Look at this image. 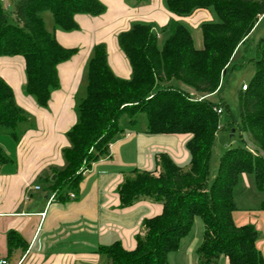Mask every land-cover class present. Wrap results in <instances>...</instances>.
I'll use <instances>...</instances> for the list:
<instances>
[{
    "label": "trees",
    "instance_id": "1",
    "mask_svg": "<svg viewBox=\"0 0 264 264\" xmlns=\"http://www.w3.org/2000/svg\"><path fill=\"white\" fill-rule=\"evenodd\" d=\"M143 5L145 0H135ZM178 18L209 11L215 20L201 24L203 47L194 46L183 21L172 19L160 32L153 24L135 23L118 35V45L132 75L114 74L106 46L96 45L86 66L85 97L76 106L77 122L68 131L71 146L64 150L66 166L46 180V190L58 200L77 198L84 173L109 156L110 146L128 132L150 135H188V168L167 153L156 155L157 169L134 168L118 188L120 208L150 200L163 206L160 215L145 219L136 248L124 249L117 241L98 253L111 264H168L196 218L204 225L196 250L198 264H264L260 232L252 224H237L235 190L243 176L254 179L264 195V38L251 45L264 0H164ZM50 12L55 26L65 32L79 29L75 17H98L106 12L99 0H19L9 15L0 2V58L21 57L25 64L24 90L37 105L47 108L60 89L58 67L77 54L62 47L43 19ZM240 51L241 57L232 61ZM252 62L254 75L239 93L238 119L223 100L215 101L230 69ZM225 73V74H224ZM176 81L178 84L173 85ZM218 110H221L218 113ZM222 126L238 131L244 146L229 148L210 182L209 162L220 115ZM32 126V116L16 102L11 86L0 78V136L19 141L21 129ZM14 164L0 146V168ZM75 198V199H76ZM264 212V199L258 206ZM9 255L27 242L15 233L8 238Z\"/></svg>",
    "mask_w": 264,
    "mask_h": 264
},
{
    "label": "crops",
    "instance_id": "2",
    "mask_svg": "<svg viewBox=\"0 0 264 264\" xmlns=\"http://www.w3.org/2000/svg\"><path fill=\"white\" fill-rule=\"evenodd\" d=\"M99 1L106 7L103 15H77L79 29L75 31L57 27L58 43L78 52L58 67L60 89L52 94L47 108L39 107L24 91V60L0 58V78L11 86L18 105L32 116V126L21 129L19 141L0 137V146L14 160V164L0 168V261L6 260L7 264H111L98 253L100 247L119 241L124 249L134 250L143 221L163 211L161 204L150 200L120 208L118 188L126 173L134 168L156 170L159 153L169 154L178 165L188 168V135L128 132L110 146L107 158L84 173L76 199L58 200L47 192L46 180L66 166L63 152L71 146L67 133L77 122L76 96L84 86L93 48L105 45L112 71L127 80L132 71L118 45L120 33L135 23L156 22L162 28L172 19L193 25L213 21L208 18L211 12L205 10L178 18L167 11L163 0H150L144 5L135 0ZM36 180L42 186L35 184ZM202 223L196 218L178 251L168 255V264H198L196 250L204 233ZM244 224H252L260 232L258 247L264 254V224L254 219L240 225ZM10 233L26 241L27 249L18 247L9 255ZM220 264L229 262L222 258Z\"/></svg>",
    "mask_w": 264,
    "mask_h": 264
},
{
    "label": "rangeland",
    "instance_id": "3",
    "mask_svg": "<svg viewBox=\"0 0 264 264\" xmlns=\"http://www.w3.org/2000/svg\"><path fill=\"white\" fill-rule=\"evenodd\" d=\"M18 1L19 0H4L2 4H4V6L7 7V9L11 14L15 3ZM149 1L150 0H145L144 4L149 3ZM208 18H213V20H215V16L213 14L212 15L209 14ZM43 19L46 24L47 30L51 34H55L58 28L55 26L52 14L50 12H45L43 14ZM182 21L190 29L194 46L197 49H201L203 47L201 24L193 25L189 23L187 20H182ZM152 24L154 25L155 30L157 32L161 31L160 25H158L156 22H153ZM160 36L161 37L159 39V46L161 47L163 41L167 37V34L160 32ZM262 38H264V15L260 18V21L257 24L254 33H252L251 35V45L255 46L257 42ZM253 75H254V66L252 62H248L247 60L243 64L238 65L237 68L230 69L226 76L220 94L218 96H215L214 98L215 101L223 100L226 103H228L230 109L235 114L237 119L239 113V100H238L239 93L244 85H248L250 83ZM172 84L177 85L178 83L174 81L172 82ZM84 97H85V85L82 87V89H80V91L76 96L77 102L79 103ZM226 121H227L226 114L220 115V120H219L220 129L216 133L211 159L209 162L210 182H212L216 177L222 155L225 154L229 148L244 146V143L240 139V134L238 131L231 132L222 128V126H224ZM5 136L9 137L7 135H1L0 137L6 138ZM156 149L157 148H155V150ZM154 152L155 151H153V154ZM35 184H40L42 186L39 180ZM263 199H264V195L261 194L256 189L254 184V179L250 176H243L235 190V202L237 205V210L234 211L233 213L234 221L237 224H242L246 219L249 221L254 219L264 224V219L262 218L264 216L263 214L264 212H261L258 208L260 202Z\"/></svg>",
    "mask_w": 264,
    "mask_h": 264
},
{
    "label": "built area",
    "instance_id": "4",
    "mask_svg": "<svg viewBox=\"0 0 264 264\" xmlns=\"http://www.w3.org/2000/svg\"><path fill=\"white\" fill-rule=\"evenodd\" d=\"M0 2H4V0H0ZM246 89V87L245 86H243V90H245ZM221 112V110H218V113H220ZM37 189H39V187L37 188ZM55 198V195H53L52 197H51V199H54ZM70 198L71 199H75L76 198V195L75 194H71L70 195ZM0 264H7V261L6 260H2V261H0Z\"/></svg>",
    "mask_w": 264,
    "mask_h": 264
},
{
    "label": "water",
    "instance_id": "5",
    "mask_svg": "<svg viewBox=\"0 0 264 264\" xmlns=\"http://www.w3.org/2000/svg\"><path fill=\"white\" fill-rule=\"evenodd\" d=\"M240 57H241V52L238 51V52L236 53V55L232 58V61H233V62H234V61H237ZM224 74H225V73H224ZM55 179H56V176H53L52 180H55Z\"/></svg>",
    "mask_w": 264,
    "mask_h": 264
}]
</instances>
